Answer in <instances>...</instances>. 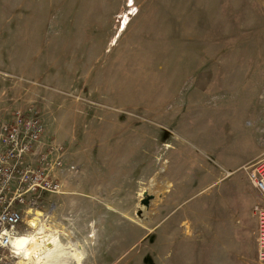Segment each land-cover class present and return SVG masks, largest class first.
<instances>
[{
  "label": "rangeland",
  "instance_id": "rangeland-1",
  "mask_svg": "<svg viewBox=\"0 0 264 264\" xmlns=\"http://www.w3.org/2000/svg\"><path fill=\"white\" fill-rule=\"evenodd\" d=\"M14 109L77 167L23 216L64 247L52 263L264 264L231 202L251 205L234 169L264 156V0H0V117Z\"/></svg>",
  "mask_w": 264,
  "mask_h": 264
},
{
  "label": "built area",
  "instance_id": "built-area-1",
  "mask_svg": "<svg viewBox=\"0 0 264 264\" xmlns=\"http://www.w3.org/2000/svg\"><path fill=\"white\" fill-rule=\"evenodd\" d=\"M44 130L41 116L31 109H14L0 117V264H21L17 252L24 247L18 240L28 235L29 228L23 216L36 220L46 196L61 191L60 176L77 171L73 163L65 162L60 145L42 143ZM242 169L260 196L252 213L256 218V260L264 263V156ZM19 227L24 228L23 233H18Z\"/></svg>",
  "mask_w": 264,
  "mask_h": 264
},
{
  "label": "bare ground",
  "instance_id": "bare-ground-1",
  "mask_svg": "<svg viewBox=\"0 0 264 264\" xmlns=\"http://www.w3.org/2000/svg\"><path fill=\"white\" fill-rule=\"evenodd\" d=\"M41 238L42 239L40 240V237L38 239H35L34 237H29L25 235L18 240L19 242L18 245L24 247L22 252L21 251L17 252L19 256H22L21 257L22 259H20L21 264H29V263L34 264L35 262L36 264H54L52 263L54 259L57 256H60L62 252L63 253L66 252V251L64 252V247L56 237L44 235ZM29 247H32L34 251L31 252V250H29ZM62 249L63 251L61 253H57V254L54 253V251L58 252L59 250L61 251ZM69 254H71V257L74 258L77 264H80V261L82 260V254L78 249L77 250L72 249V251ZM24 259L27 260L23 261Z\"/></svg>",
  "mask_w": 264,
  "mask_h": 264
},
{
  "label": "crops",
  "instance_id": "crops-1",
  "mask_svg": "<svg viewBox=\"0 0 264 264\" xmlns=\"http://www.w3.org/2000/svg\"><path fill=\"white\" fill-rule=\"evenodd\" d=\"M254 114L257 115L258 113L255 111ZM257 120H258V117L256 118L255 130H257V127L259 128L260 121H257ZM258 132L259 131L257 130V134H258ZM258 151H259V146H258V143L256 142V150H255V152H253V153H251L249 155H246L243 159H241L238 162L237 167L234 170L239 169L242 165L246 164L247 162H249V161H251V160H253L255 158H258L260 156ZM231 172L232 171H226V174L222 177V179H224L225 177L229 176L231 174ZM236 186L238 188L237 183H236ZM253 190H254V196H253V201H252L251 205L243 206L241 203L238 202L239 200L242 199L241 194H240V191L237 192V199L235 201H234V199H232L231 202H232L233 208H235V209L237 208V212L238 213H240V210H244L245 208H246V212L249 211L248 212L249 217L247 218V220H248L247 222H251V219H253L254 221L252 220L251 223L253 225V228L256 229V218H255L254 214L252 213V206L254 205L255 201L259 199L260 196H259L258 192L254 188H253ZM221 196L222 197L218 198L219 199V204L221 203V205L225 207L226 206L225 201H228V200H227L226 197H223V195H221ZM248 207H249V209L247 210ZM225 219L227 220V222H230V220H228L227 218H225ZM241 219H242L243 224H244V218H243V216H242ZM223 220H224V218H223ZM233 220L234 219H232V223L234 222ZM236 223H237V225H236L237 229L240 230V227L238 225V224H240V220L239 221L237 220ZM241 226H242V222H241ZM221 228L224 229V227H221ZM232 228H233V226H232Z\"/></svg>",
  "mask_w": 264,
  "mask_h": 264
},
{
  "label": "trees",
  "instance_id": "trees-1",
  "mask_svg": "<svg viewBox=\"0 0 264 264\" xmlns=\"http://www.w3.org/2000/svg\"><path fill=\"white\" fill-rule=\"evenodd\" d=\"M23 231H24V230L22 229V227H19V228H18V233H23Z\"/></svg>",
  "mask_w": 264,
  "mask_h": 264
}]
</instances>
